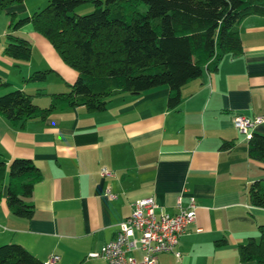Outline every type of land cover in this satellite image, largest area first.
Returning <instances> with one entry per match:
<instances>
[{
    "label": "crops",
    "instance_id": "crops-1",
    "mask_svg": "<svg viewBox=\"0 0 264 264\" xmlns=\"http://www.w3.org/2000/svg\"><path fill=\"white\" fill-rule=\"evenodd\" d=\"M44 0H22L0 13V96L20 90L40 109L50 95L66 93L76 73L29 25L13 34L31 45L28 61L3 54L11 19L31 15ZM241 52L224 55L217 70H202L180 90V103L166 109L168 89L112 97L102 112L54 108L43 118L14 126L0 117V157L28 159L41 178L24 202L29 219L10 213L0 197V246L17 244L40 263L107 264L87 258L112 239L134 201L150 197L160 213L177 212L192 197L193 222L174 250L156 264H254L240 262L237 246L258 236L264 209L248 204V185L264 178V163L248 158L246 138L232 125L235 116H264V17L247 16L237 27ZM46 71L42 82L25 79ZM251 133L264 136V125ZM231 142L229 149L223 143ZM113 173L102 177L101 170ZM107 194L114 197L108 198ZM222 246H214L216 241ZM136 260L140 254L132 253Z\"/></svg>",
    "mask_w": 264,
    "mask_h": 264
},
{
    "label": "trees",
    "instance_id": "trees-1",
    "mask_svg": "<svg viewBox=\"0 0 264 264\" xmlns=\"http://www.w3.org/2000/svg\"><path fill=\"white\" fill-rule=\"evenodd\" d=\"M46 5L29 16L11 19L3 54L28 61L30 43L13 32L29 25L54 49L60 60L76 73L66 93L50 95L40 109L20 90L0 96V117L14 126L26 120L43 119L54 108L83 107L102 112L107 102L120 94L138 95L159 86L168 89L166 109L180 103V90L200 77L213 73L220 59L237 55L241 44L238 24L247 16L264 17V0H45ZM22 0H0V13ZM83 3L91 12L78 16ZM46 71L32 72L25 82L45 79ZM1 87L7 86L0 83ZM231 142L223 143L229 149ZM248 158L264 163V136L251 133L246 139ZM41 178L28 159L0 157V197L7 180L5 203L10 213L29 219L32 206L24 202ZM248 204L264 209V178L247 188ZM224 241L214 242L222 246ZM240 262L264 264V226L258 236L237 246ZM0 264H42L17 244L0 246Z\"/></svg>",
    "mask_w": 264,
    "mask_h": 264
},
{
    "label": "built area",
    "instance_id": "built-area-1",
    "mask_svg": "<svg viewBox=\"0 0 264 264\" xmlns=\"http://www.w3.org/2000/svg\"><path fill=\"white\" fill-rule=\"evenodd\" d=\"M232 125L248 139L256 126L264 125V116H235ZM100 175L112 177L113 173L102 169ZM107 197L114 196L107 194ZM180 198L173 215L160 213L156 216V206L150 197L134 201L130 213L117 225L112 239L97 251L89 252L87 258H100L107 264H156V257L160 254H172L178 259L179 254L174 248L193 222L197 209L192 197H187L183 207L179 204ZM132 253L140 254V259L133 258ZM57 261L58 256L52 255L42 264H56Z\"/></svg>",
    "mask_w": 264,
    "mask_h": 264
},
{
    "label": "rangeland",
    "instance_id": "rangeland-1",
    "mask_svg": "<svg viewBox=\"0 0 264 264\" xmlns=\"http://www.w3.org/2000/svg\"><path fill=\"white\" fill-rule=\"evenodd\" d=\"M45 5H46V1H45L44 5H42V7H40V9L44 8ZM91 10H92V6L89 3H83L80 6H78L77 8H75L73 13L75 15L82 16V15L88 14L89 12H91Z\"/></svg>",
    "mask_w": 264,
    "mask_h": 264
}]
</instances>
